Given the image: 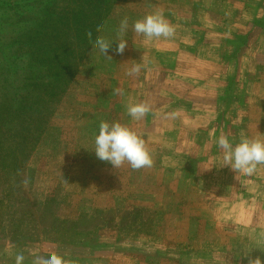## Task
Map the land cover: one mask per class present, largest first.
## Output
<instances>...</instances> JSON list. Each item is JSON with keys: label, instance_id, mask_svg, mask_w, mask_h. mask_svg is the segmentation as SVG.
Returning a JSON list of instances; mask_svg holds the SVG:
<instances>
[{"label": "rangeland", "instance_id": "1", "mask_svg": "<svg viewBox=\"0 0 264 264\" xmlns=\"http://www.w3.org/2000/svg\"><path fill=\"white\" fill-rule=\"evenodd\" d=\"M44 1L0 0V105L42 16L92 40L0 112V264H264V0Z\"/></svg>", "mask_w": 264, "mask_h": 264}, {"label": "trees", "instance_id": "2", "mask_svg": "<svg viewBox=\"0 0 264 264\" xmlns=\"http://www.w3.org/2000/svg\"><path fill=\"white\" fill-rule=\"evenodd\" d=\"M60 2L61 0H57L56 5ZM54 14L53 17L42 16L41 20L36 22V26L17 34L15 43L26 45L29 55L26 57V65L30 71L26 77V86L24 85L27 88L25 93H20L16 86L13 87L10 92L13 100L11 104H15L17 108L12 109L14 105L10 107L11 105L1 104V115L7 112L10 117H14L16 112L24 115L35 113L40 110L36 108L38 104L47 101L46 96L57 94L54 91L57 85H67L73 80L78 70L75 63L80 59L78 52L83 43L92 40V35L87 34L88 31L83 32L77 16L71 22H67L65 20L67 15L63 9ZM33 63L38 64V71L33 70ZM6 81L7 85L13 83L9 79ZM2 147L0 142V151Z\"/></svg>", "mask_w": 264, "mask_h": 264}, {"label": "crops", "instance_id": "3", "mask_svg": "<svg viewBox=\"0 0 264 264\" xmlns=\"http://www.w3.org/2000/svg\"><path fill=\"white\" fill-rule=\"evenodd\" d=\"M196 58H197V57H196ZM179 60H180V59H179ZM196 62H197V59H196ZM257 228H258V227H257ZM262 231H264V228H263ZM258 242H259V241H258ZM258 242H257V241H252L253 245L258 244ZM260 244L264 245V242L262 241V242H260Z\"/></svg>", "mask_w": 264, "mask_h": 264}]
</instances>
